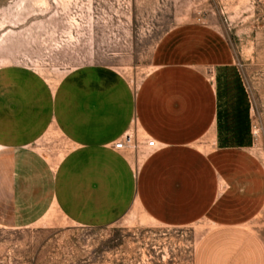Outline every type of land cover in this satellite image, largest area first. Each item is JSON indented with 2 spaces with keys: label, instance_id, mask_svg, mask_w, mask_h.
<instances>
[{
  "label": "crops",
  "instance_id": "obj_1",
  "mask_svg": "<svg viewBox=\"0 0 264 264\" xmlns=\"http://www.w3.org/2000/svg\"><path fill=\"white\" fill-rule=\"evenodd\" d=\"M250 109L224 37L185 23L155 43L135 87L85 65L48 84L0 69V150L7 158L0 226L27 228L49 211L81 228L114 223L131 206L170 228L207 224L191 264H264L248 224L264 208V171L250 152ZM134 125L141 156L111 143ZM68 150L53 165L32 146L48 131Z\"/></svg>",
  "mask_w": 264,
  "mask_h": 264
},
{
  "label": "rangeland",
  "instance_id": "obj_2",
  "mask_svg": "<svg viewBox=\"0 0 264 264\" xmlns=\"http://www.w3.org/2000/svg\"><path fill=\"white\" fill-rule=\"evenodd\" d=\"M185 23L209 26L229 45L248 98L249 150L264 171V0H0V69L23 68L55 85L76 68L101 65L135 87L157 40ZM126 134L136 148L124 151L141 156L134 125ZM63 140L50 130L32 148L54 165L68 150ZM7 167L0 150V182ZM3 200L0 217L8 215ZM248 227L264 244V208ZM206 229L203 221L164 227L134 205L97 228L49 211L27 228L0 226V264H191Z\"/></svg>",
  "mask_w": 264,
  "mask_h": 264
},
{
  "label": "built area",
  "instance_id": "obj_3",
  "mask_svg": "<svg viewBox=\"0 0 264 264\" xmlns=\"http://www.w3.org/2000/svg\"><path fill=\"white\" fill-rule=\"evenodd\" d=\"M143 146L147 149H151L154 147V143L153 141H145ZM111 147L115 151H124L127 149L136 148V146L132 144L131 137L126 133H124L119 139L113 142Z\"/></svg>",
  "mask_w": 264,
  "mask_h": 264
}]
</instances>
